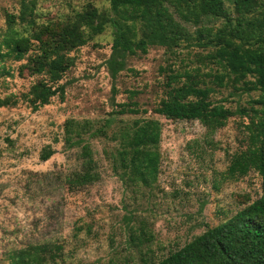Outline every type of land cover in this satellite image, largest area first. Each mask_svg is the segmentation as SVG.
<instances>
[{
    "label": "rangeland",
    "instance_id": "obj_1",
    "mask_svg": "<svg viewBox=\"0 0 264 264\" xmlns=\"http://www.w3.org/2000/svg\"><path fill=\"white\" fill-rule=\"evenodd\" d=\"M223 2L231 10V1ZM86 4L108 7L107 0H37L35 22L63 21ZM17 9L18 0H0V36L5 13L16 14ZM175 18L189 31L195 27ZM200 24L219 25V20L203 17ZM111 38V27L106 26L70 51L73 64L60 80L65 84L63 98L55 95L36 109L22 94L40 75H19V61L0 62V98L15 100L0 106V264L7 263L12 249L45 241L61 245L60 264L154 262L260 194L259 177L252 171L238 179L224 178L230 154L244 147L245 116L228 117L222 127L210 131L196 120H170L152 112L161 95L160 67L169 63L172 68L199 66L202 73L219 72L214 60L205 57L209 48L182 42L169 52L151 46L144 54L128 56L126 68L112 80L105 66ZM1 67L9 75L2 74ZM212 86L209 99L231 110L247 106V99L256 95L231 85ZM120 103L140 111L118 114ZM138 117L161 123L158 173L148 186L121 175L113 158L116 141L107 137ZM68 118L89 120L93 127L110 121L105 136L86 138L97 178L76 188L66 183L81 162L78 147L63 145ZM46 145L53 153L42 161L39 153Z\"/></svg>",
    "mask_w": 264,
    "mask_h": 264
},
{
    "label": "trees",
    "instance_id": "obj_2",
    "mask_svg": "<svg viewBox=\"0 0 264 264\" xmlns=\"http://www.w3.org/2000/svg\"><path fill=\"white\" fill-rule=\"evenodd\" d=\"M230 1L231 10L223 0H107V9L86 4L67 19L53 23L35 22L37 0H18L17 13H5L0 62L19 61V75H40L22 94L32 109L47 104L55 95L63 98L65 84L60 80L74 61L69 52L106 26L112 30L105 59L112 80L126 68L128 56L144 54L151 46L173 52L182 42L209 48L205 57L221 68L219 72L202 73L199 66H161V95L152 112L170 120H196L210 131L222 127L228 117L245 116L244 147L230 154L224 178L234 180L252 171L259 177L260 194L179 248L154 262L140 259V264H264V0ZM175 16L195 27L189 31ZM203 17L216 18L219 25H202ZM1 73L9 75L3 67ZM213 84L255 91L256 95L247 99V106L231 110L209 99L215 90ZM111 91L114 92L113 87ZM14 102L9 96L0 98V106ZM118 106V114L140 111L133 104ZM104 123L93 127L86 119L64 121L63 145L78 147L81 161L80 168L66 178L69 188L91 184L97 178L86 138L105 136L109 119ZM160 132L158 119L138 117L119 125L107 136L116 141L114 163L125 179L142 186L155 181ZM52 153L46 145L40 150L39 159L44 161ZM60 254L61 245L56 242L31 243L12 249L6 264H60Z\"/></svg>",
    "mask_w": 264,
    "mask_h": 264
}]
</instances>
